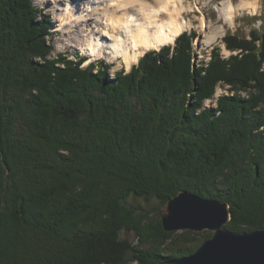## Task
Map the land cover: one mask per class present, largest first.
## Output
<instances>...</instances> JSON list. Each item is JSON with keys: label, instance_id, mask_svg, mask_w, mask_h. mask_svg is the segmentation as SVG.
I'll return each instance as SVG.
<instances>
[{"label": "trees", "instance_id": "obj_1", "mask_svg": "<svg viewBox=\"0 0 264 264\" xmlns=\"http://www.w3.org/2000/svg\"><path fill=\"white\" fill-rule=\"evenodd\" d=\"M51 25L0 0V264H157L211 236L165 231L131 195L187 190L226 201L229 230L264 227V30L226 33L236 53L197 68L183 32L109 79V63L49 56ZM219 81L233 95L203 108Z\"/></svg>", "mask_w": 264, "mask_h": 264}, {"label": "bare ground", "instance_id": "obj_2", "mask_svg": "<svg viewBox=\"0 0 264 264\" xmlns=\"http://www.w3.org/2000/svg\"><path fill=\"white\" fill-rule=\"evenodd\" d=\"M38 1L48 4L47 0ZM49 2L54 4L58 26L62 28L65 36L62 41L70 40L69 46L75 48L79 45L78 48L90 55L85 58L90 62L102 56L103 51L106 50L110 61L121 57L129 69L146 51L159 50L164 45L174 44L177 35L191 26L183 15L184 0H50ZM257 3L258 0H241L240 7L255 9ZM62 4H65L64 8ZM218 9L224 22L232 25L235 12L232 1L225 0L219 4ZM203 17L200 18V23L202 29H205L207 22ZM69 20L73 22L67 23ZM222 32L220 26L218 30L205 36V41L207 43L213 41ZM62 48L63 45L58 46V49Z\"/></svg>", "mask_w": 264, "mask_h": 264}, {"label": "rangeland", "instance_id": "obj_3", "mask_svg": "<svg viewBox=\"0 0 264 264\" xmlns=\"http://www.w3.org/2000/svg\"><path fill=\"white\" fill-rule=\"evenodd\" d=\"M50 1V0H49ZM48 4H43L42 2H39L38 0H32L33 4L42 8L51 18L52 25H51V34L47 36V40L52 45L51 54L49 56H56L59 53L67 54L68 57L72 59H76L78 57H81L82 55H88L83 50H81L79 45L75 48L74 46H69V41L64 40L62 41V38H65L62 32V28L58 26L57 19L54 12V4H51L50 2ZM185 1V13L184 18L185 20L190 22L189 27H186L185 30L187 32L195 31L196 36L193 38L192 41V66L194 68H197L199 66H207V63L209 62L211 58V50L213 47H219L220 54L224 56L225 58L228 57L230 54L236 53V51L227 50L225 47V44L222 42L223 36L230 32L235 33L239 36H248L250 29L256 28L260 32L264 30V0H258L257 6L255 9L251 8H241L240 7V1L241 0H231L234 5V23L232 25H229L224 22L223 18L219 14V4L224 2L225 0H184ZM70 4L73 2L67 1ZM62 7H65V4H62ZM67 7V5H66ZM64 13V11H62ZM42 15V14H40ZM204 16L203 18L207 22V27L205 29H202L200 18ZM76 20V19H75ZM72 23L73 21H67V23ZM222 27L223 32L219 37H216L213 41L207 43L205 41V36L212 34L214 31L218 30L219 27ZM65 43V44H64ZM59 45H63L62 49H58ZM83 45V44H81ZM173 45V44H170ZM104 50V49H103ZM92 59V58H91ZM94 62H103V63H109L110 69H109V79H111L114 76V73L119 70H126L129 69L126 67V64L122 60L121 57H119L117 60L110 61L109 60V54L106 53V50L103 51V55L99 58H94ZM90 62V60H86L83 62V65H87ZM138 62V61H137ZM135 61V63H137ZM134 63V64H135ZM219 85V86H218ZM219 87V88H218ZM229 88V85L222 83L219 81L216 85L212 93V95L209 98H206L202 101L203 108H211L215 109L217 107L214 103V107H212L213 102H209V100H213V97H215L216 93H219L221 90L225 88ZM220 90V91H219ZM242 97L246 96L245 90L241 93ZM194 100V99H192ZM196 112H199L197 110ZM218 113V112H217ZM216 113V114H217ZM215 114V115H216ZM124 203L128 206H133L138 208L137 213L140 212L141 209H147L150 210L152 208L162 209L163 205L160 204L159 200L156 198L151 199H144V197H135V196H129L124 201ZM183 231V230H181ZM191 231V230H190ZM202 231H212L210 230H202ZM202 231H194V232H202ZM179 232V231H178ZM120 236L122 239H126L127 241L131 243H135V235L132 231H125L122 230L120 232Z\"/></svg>", "mask_w": 264, "mask_h": 264}, {"label": "water", "instance_id": "obj_4", "mask_svg": "<svg viewBox=\"0 0 264 264\" xmlns=\"http://www.w3.org/2000/svg\"><path fill=\"white\" fill-rule=\"evenodd\" d=\"M229 204L180 190L161 209L165 231L210 230L212 235L189 255L157 264H264V227L237 232L224 225L231 219Z\"/></svg>", "mask_w": 264, "mask_h": 264}, {"label": "built area", "instance_id": "obj_5", "mask_svg": "<svg viewBox=\"0 0 264 264\" xmlns=\"http://www.w3.org/2000/svg\"><path fill=\"white\" fill-rule=\"evenodd\" d=\"M219 86V85H218ZM219 88V87H218ZM220 91V90H219ZM242 93V92H241ZM221 95H233V92L232 91H229V88H225V89H223V90H221L219 93H216V95H215V97H213V100H209V102H213L212 103V107H214V103L216 104V102H217V99H218V97L219 96H221Z\"/></svg>", "mask_w": 264, "mask_h": 264}]
</instances>
